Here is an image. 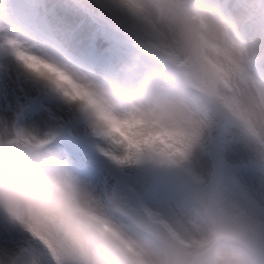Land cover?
I'll use <instances>...</instances> for the list:
<instances>
[{"label":"clouds","instance_id":"1","mask_svg":"<svg viewBox=\"0 0 264 264\" xmlns=\"http://www.w3.org/2000/svg\"><path fill=\"white\" fill-rule=\"evenodd\" d=\"M105 2L126 17L167 78L101 89L41 49L12 36L0 41L14 63L82 115L114 158L178 161L209 108L226 110L264 137V86L245 79L244 52L213 0ZM0 219L28 232L60 264H253L248 239L227 211L205 203L180 228L130 227L23 138H0Z\"/></svg>","mask_w":264,"mask_h":264},{"label":"rangeland","instance_id":"2","mask_svg":"<svg viewBox=\"0 0 264 264\" xmlns=\"http://www.w3.org/2000/svg\"><path fill=\"white\" fill-rule=\"evenodd\" d=\"M34 1L38 18L25 29L13 25L10 21L13 10L0 0V37L12 36L19 44L45 51L98 88L118 87L105 77L104 72L87 63L89 56L86 49L80 55V64L76 65L57 54L51 44L74 51L86 47L87 40L93 35L94 21L103 23L106 30L118 27L123 39L116 40L117 47L111 53L113 61L110 63L117 70L114 73L118 77L125 74L119 69L122 63L132 66L130 57L139 49L137 43L142 44L146 51L154 53L126 17L109 7L105 0ZM243 2L236 4L232 0L230 13L237 20L245 18L246 24L251 17L260 18L259 31L253 37H258L264 48V0ZM78 24L80 26L76 27ZM33 26L40 27V32L34 31ZM106 30L103 31V37L99 34L101 40H96L101 55L110 50L104 38L107 36ZM127 40L133 46L123 44ZM15 66L16 63L7 55L5 42L0 41V138L30 135L43 143L47 137L53 139L68 135L73 140L72 145L79 144L95 153L97 157L86 164L95 166L98 174L94 171L92 175L84 174L82 169L85 166L79 162L77 145L68 146L69 166L60 164L58 160L56 162L80 181L109 217L128 226L135 223L151 232L156 226L154 215H159L171 226L180 228L199 206L207 203L232 216L248 239L253 264H264V191L252 183L253 176L264 173V168L258 169L259 165L264 166V137L246 128L226 110L214 108V111L209 108L198 137L192 141L200 150L199 153L202 152V170L197 171L189 155L178 161H164L147 155L133 159L114 158L105 142L89 140L98 135L86 124L81 114L67 107L56 93L40 82L33 79L34 85L30 86L29 81L23 80L26 72L16 74ZM148 82L158 84L160 80L149 79ZM216 110L226 114L225 119ZM17 111L19 114L16 116ZM43 149L55 159L51 147ZM261 152L263 155H259ZM239 158L244 163L239 164ZM250 162L255 163V169L253 166L241 168V164L252 165L248 164ZM149 184L152 185L147 189ZM141 192H146V204L153 216L146 217L139 212L136 197ZM40 253L44 259H48V263L60 264L45 246L40 247ZM12 254L9 264H37L36 259L39 257H32L27 252ZM8 255L0 250V262Z\"/></svg>","mask_w":264,"mask_h":264},{"label":"bare ground","instance_id":"3","mask_svg":"<svg viewBox=\"0 0 264 264\" xmlns=\"http://www.w3.org/2000/svg\"><path fill=\"white\" fill-rule=\"evenodd\" d=\"M116 12H118V11H116ZM118 13L121 14V15H123L120 12H118ZM221 19L223 21L224 20V17H222ZM233 22L237 26H241L242 29L245 28V25H244L245 24V21L237 20L235 18V19H233ZM234 41L237 43V45L244 52L243 69H244V77H245V79L248 80V81H250V82H252V83H254V84H256L257 86H264V80L263 81H259L255 77V68L257 69V67H256L257 66V63H255L256 57H254V56H257L258 57V55H260L259 58H261L262 56H264V54H263L264 48L258 43V41H257L256 38H253V37H251L248 34H246L245 37H243L241 39H234ZM6 58H8V57H6ZM14 71H15L16 74H22L23 73V70L17 64H16V66L14 68ZM23 80L29 81V85L30 86L32 85V87H33V85H34L33 84V78L31 76H29L27 73L24 74ZM69 112H72V111H69ZM228 139H231V138L229 137ZM197 148L198 147H196V145H194V143L191 142V144H190V146H189L186 154L183 157H186L187 155H189L190 161H191V163L194 166H197V165L198 166H202V164H203L202 163V159H201L202 152L199 153L200 150L198 151ZM233 153H231V154H233ZM229 155H230V153H229ZM233 155H235V153ZM259 155H263V152H261ZM236 156H237V154H236ZM233 157H235V156H233ZM239 157L241 158V156H239ZM240 158H239V160H240ZM241 159H243V158H241ZM236 160H237V158H236ZM244 160H245V157H244ZM243 161L240 160L239 164L241 162H243ZM262 161H263V159H262ZM248 164H252V165L241 164V168L242 169H246V168H249V167H252V166H253V169L256 168L254 166L255 163L250 162ZM263 168H264L263 165H259L258 166V169L259 170H261ZM253 177H256V176H253ZM253 177H252V180L253 179L254 180L252 181V183L255 184L256 186H259L260 189L264 191V173L261 176H257L256 178H253ZM3 223H4L3 219H0V225H2ZM11 228H12L13 232L15 233L16 237H17L16 247H15V250L13 251V254L14 253L24 254V252H27L32 257L33 256H39L36 259L37 264H50V263L47 262L48 259H46V258L44 259V257L41 256L40 247H43V245L39 241H37L35 238L31 237L28 232H26L25 230H23L20 227L11 226Z\"/></svg>","mask_w":264,"mask_h":264},{"label":"snow or ice","instance_id":"4","mask_svg":"<svg viewBox=\"0 0 264 264\" xmlns=\"http://www.w3.org/2000/svg\"><path fill=\"white\" fill-rule=\"evenodd\" d=\"M10 43H12V41H10ZM15 138L17 139L23 138L24 142L29 144H32L34 142V146L38 148L42 146V142L38 138L33 136L31 138H28V137H22V135L18 134L15 136ZM133 143L138 146L139 142L134 141ZM16 240L17 237L8 223L4 222L2 225H0V250H2L5 253H9V255L6 256L4 260L0 262V264H9V261L11 259L10 254L15 250L16 247Z\"/></svg>","mask_w":264,"mask_h":264}]
</instances>
